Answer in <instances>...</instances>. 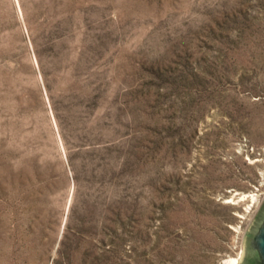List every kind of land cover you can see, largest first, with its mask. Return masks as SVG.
<instances>
[{"label":"rangeland","instance_id":"rangeland-1","mask_svg":"<svg viewBox=\"0 0 264 264\" xmlns=\"http://www.w3.org/2000/svg\"><path fill=\"white\" fill-rule=\"evenodd\" d=\"M263 199L264 0H0V264H224Z\"/></svg>","mask_w":264,"mask_h":264},{"label":"water","instance_id":"water-1","mask_svg":"<svg viewBox=\"0 0 264 264\" xmlns=\"http://www.w3.org/2000/svg\"><path fill=\"white\" fill-rule=\"evenodd\" d=\"M238 264H264V199L246 226L243 254Z\"/></svg>","mask_w":264,"mask_h":264},{"label":"bare ground","instance_id":"bare-ground-1","mask_svg":"<svg viewBox=\"0 0 264 264\" xmlns=\"http://www.w3.org/2000/svg\"><path fill=\"white\" fill-rule=\"evenodd\" d=\"M237 197H232V201H234V204L240 203L242 201H247L248 204H246V211H250L252 208V205H255L259 201V193L252 191V192H242L237 193ZM240 217H245L244 214H240ZM243 251L240 252V254L237 255H230L224 262V264H238L242 257Z\"/></svg>","mask_w":264,"mask_h":264}]
</instances>
